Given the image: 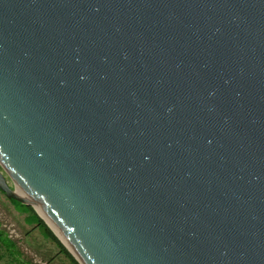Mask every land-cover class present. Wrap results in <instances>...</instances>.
I'll use <instances>...</instances> for the list:
<instances>
[{"label":"water","instance_id":"95a60500","mask_svg":"<svg viewBox=\"0 0 264 264\" xmlns=\"http://www.w3.org/2000/svg\"><path fill=\"white\" fill-rule=\"evenodd\" d=\"M0 192L78 264H264V0H0Z\"/></svg>","mask_w":264,"mask_h":264},{"label":"rangeland","instance_id":"374dc122","mask_svg":"<svg viewBox=\"0 0 264 264\" xmlns=\"http://www.w3.org/2000/svg\"><path fill=\"white\" fill-rule=\"evenodd\" d=\"M7 181L13 186L9 179ZM32 210L37 215L33 208ZM26 217L27 214L16 211L0 192V231L13 245L8 249L0 245V264H71L52 241L41 235L37 225L25 222ZM44 225L56 238L45 223ZM56 240L70 255L62 243L57 238Z\"/></svg>","mask_w":264,"mask_h":264},{"label":"trees","instance_id":"16d2710c","mask_svg":"<svg viewBox=\"0 0 264 264\" xmlns=\"http://www.w3.org/2000/svg\"><path fill=\"white\" fill-rule=\"evenodd\" d=\"M10 203L12 204V206L15 208L16 211L27 214V217L25 219V222L27 224H35L38 226V229L41 233V235L46 238L49 239L50 241H52L59 249V252L64 255L71 264H77L73 258L64 250V248L60 245V243L56 240V238L53 237V235L51 234V232L46 228V226L44 225V223L38 218V216L34 213V211L32 210V208L27 207L25 205H22L16 201L10 200ZM0 245H3L5 247H7V249L9 247H12V243L7 239L6 236H4V234L2 233V231H0Z\"/></svg>","mask_w":264,"mask_h":264},{"label":"bare ground","instance_id":"6f19581e","mask_svg":"<svg viewBox=\"0 0 264 264\" xmlns=\"http://www.w3.org/2000/svg\"><path fill=\"white\" fill-rule=\"evenodd\" d=\"M16 194L22 198L23 200L26 199V196L19 190H16ZM37 214L40 216V218L47 224V226L50 228V230L52 231V233L56 236V238L62 243V245L67 249L68 252H70V254H72L75 258L76 256L74 255V253L69 249V247L66 245V243L61 239V237L55 232V230L50 226V224L46 221V219L42 216V214L37 210V208L34 206ZM77 259V258H76Z\"/></svg>","mask_w":264,"mask_h":264}]
</instances>
